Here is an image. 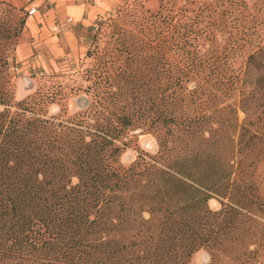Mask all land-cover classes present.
Masks as SVG:
<instances>
[{
	"label": "trees",
	"instance_id": "16d2710c",
	"mask_svg": "<svg viewBox=\"0 0 264 264\" xmlns=\"http://www.w3.org/2000/svg\"><path fill=\"white\" fill-rule=\"evenodd\" d=\"M175 7L125 3L98 22L69 89L87 106L63 118L45 110L56 93L14 99L6 73L28 13L0 2V264H191L201 250L206 264H264L259 133L240 126L235 166L221 156L222 111L248 115L247 88L264 111V46L235 37L233 12ZM131 129L158 131V151L122 166Z\"/></svg>",
	"mask_w": 264,
	"mask_h": 264
},
{
	"label": "rangeland",
	"instance_id": "374dc122",
	"mask_svg": "<svg viewBox=\"0 0 264 264\" xmlns=\"http://www.w3.org/2000/svg\"><path fill=\"white\" fill-rule=\"evenodd\" d=\"M241 1H243L246 5V11L243 10V8L240 6L230 5L231 1L226 2L225 0H164V2L173 3L176 7H184V9L187 10L188 16H192L194 14L193 12L198 11V8H204L205 6H209L210 8L216 7L217 13H221V11L223 10L226 12H233L237 20H233L228 26L234 27L233 33H235V37H240L241 33L238 31L253 34L250 44H253V46H264V0ZM145 2L146 0H130L126 4L129 6V9L139 10L140 7L147 9ZM159 2L160 0H158V5ZM117 9L119 8H116L102 16L100 18L101 21H104L109 17V15L114 14ZM157 9L154 11H151L150 9L149 10L151 12H156ZM207 12H209L213 17L210 22L214 23L216 14L211 12L210 10ZM95 31L96 29L92 27V30H90L88 38L85 41V52L82 56L72 57L64 55L62 57H59L55 59L51 68L46 71L42 77L36 78V90L29 96L34 95V93L38 90L43 93H56L53 102L50 104L48 103L45 106V110L48 116L61 115L63 118H71L75 114L84 110L87 106V104H84L83 100L84 98L87 99V97H85L81 93H70L69 89L71 88L74 80H80L79 77L81 76L82 71L87 68L90 63H92V60L86 58V52L90 48V38L95 34ZM21 35L22 33L20 34V36ZM20 36L18 37L17 44ZM225 40L222 42V45L228 46L227 40ZM208 43H210V41ZM13 53L14 51L12 52L10 57H12ZM240 54L241 53H239V51H231V53L227 56L228 60H233L235 62V67H238L244 59V57ZM9 71H7L6 77L11 81L12 74ZM246 91L251 92V95L254 96V101H252L250 97L248 99V105H251V109H248V115L237 108V106H234V109H236V113H229L228 110L222 111L226 122L225 127H223L224 135L222 137L223 141L221 156L225 157V163L228 162L232 164L231 162H233L235 166L237 162L236 158L238 157L236 143L237 138L240 136L241 132L240 126L244 125L245 129H247L245 139L250 138L251 134L254 132L259 133L258 138H260L261 140L256 143V146L254 148V155L258 154V163L256 164L254 183L258 187L259 196L264 200V111L263 107H253L256 100L263 95L262 89L260 88L254 90H252L251 88H247ZM239 98V94H232L228 99V103L236 105V102ZM260 101L264 104V99H261ZM158 136L159 132L154 130H128L125 135V141H127V145L122 150V153L119 157V163L122 166L130 165L136 159L137 155L140 152L150 155L156 154L158 151ZM208 204L209 207L213 210H218L220 207L217 199L215 198L209 200ZM201 251L206 255L208 254L206 250Z\"/></svg>",
	"mask_w": 264,
	"mask_h": 264
},
{
	"label": "crops",
	"instance_id": "0c3cea01",
	"mask_svg": "<svg viewBox=\"0 0 264 264\" xmlns=\"http://www.w3.org/2000/svg\"><path fill=\"white\" fill-rule=\"evenodd\" d=\"M130 0H0L13 7L36 12L27 17L12 57L10 73L14 99L20 101L36 90L37 74L48 71L55 59L78 57L85 52V41L95 22ZM154 11L158 0H146ZM20 70L15 73L13 66ZM198 251L192 264H205L209 255Z\"/></svg>",
	"mask_w": 264,
	"mask_h": 264
},
{
	"label": "built area",
	"instance_id": "2783aa9c",
	"mask_svg": "<svg viewBox=\"0 0 264 264\" xmlns=\"http://www.w3.org/2000/svg\"><path fill=\"white\" fill-rule=\"evenodd\" d=\"M35 12H36V9H35V8H30V9L27 11V13H28L29 16H32ZM100 21H101V19H98V20L95 22V24L93 25V28H94V29H97V27H98V22H100ZM19 70H20V68H19L17 65H14V66H13V71H14L15 73L19 72ZM42 76H43L42 73L37 74V77H42Z\"/></svg>",
	"mask_w": 264,
	"mask_h": 264
},
{
	"label": "water",
	"instance_id": "95a60500",
	"mask_svg": "<svg viewBox=\"0 0 264 264\" xmlns=\"http://www.w3.org/2000/svg\"><path fill=\"white\" fill-rule=\"evenodd\" d=\"M83 100H84V104H87V102H88V101H87V99H86V98H84Z\"/></svg>",
	"mask_w": 264,
	"mask_h": 264
}]
</instances>
